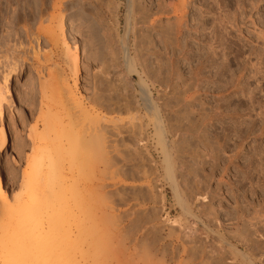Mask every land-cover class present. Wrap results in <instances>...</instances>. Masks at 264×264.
<instances>
[{
  "label": "rangeland",
  "instance_id": "rangeland-1",
  "mask_svg": "<svg viewBox=\"0 0 264 264\" xmlns=\"http://www.w3.org/2000/svg\"><path fill=\"white\" fill-rule=\"evenodd\" d=\"M64 1L60 9L64 16L65 39L69 51L64 50L66 47L62 43L54 44V47L44 39H40L37 46L33 34L37 24L21 15L16 17V5L11 4L10 8H6L2 4L4 17L0 20V87L5 88L3 78L6 72L9 73V87L16 78L15 74H20L18 81L22 99L16 107L10 111L5 108L3 113L4 124L8 120L13 124L11 135L8 133L9 148L0 154V177L9 199L20 192L22 173L37 146V136L31 132L35 129L36 133H41L39 110H45L43 105L47 100L40 104L42 95L39 89L45 84V88L48 86V90L51 88L53 92L52 96L49 91L46 95L54 96L53 99L56 95L57 99L63 97L61 101L73 99L75 103L79 102L83 111L87 110L85 112L98 117L102 127L103 120L109 121L107 136L116 152L115 160L109 163V168L99 163H82V168L86 166L84 171L85 168H95L93 176L84 177L82 170L77 173V166L81 165L79 162L78 165H71L70 171H67L68 166L63 167V175L68 179L65 178V198L62 197L65 201L61 202L66 206H63L65 209L60 212L59 218H56L59 211L56 210L55 216L50 211L59 209L54 195L49 197L52 202L40 200L43 204L46 201L47 205L41 207V215L37 216L38 219H44H41L39 225L42 223L44 229L49 228L52 232H56L57 228L62 229L57 230L62 233H57L53 240L59 241L61 235H65V242L60 240L64 243L61 244L62 251L53 246L54 241L51 242L53 250L56 248L59 254L49 262L264 264V0H185V3L183 0L184 4L181 3L186 5V19L184 14L182 16L184 22H188L184 24L188 30L182 28L184 30L181 34L185 31V34H189H180L177 39L174 37V41H178H173L172 46H177L169 49L155 35H148L147 29L151 27L152 20H156L157 24L166 19L174 22L176 16L169 11L179 7L177 5L180 0H144L147 5L142 0H138L139 3L137 0ZM168 1L174 3L173 8L170 3L167 5L171 6L166 5ZM19 2L20 8L27 11L30 10L29 5L31 9L35 6L34 0ZM140 3L141 6L146 5L143 6L146 10L142 11L141 6L140 10L143 14L147 12L148 19L137 11ZM156 3L158 7L161 5L162 12L164 4L169 9L171 7L162 13L163 16H157L160 19L154 15ZM166 11L172 14L167 12L168 15ZM71 20L76 22L77 27L70 31L66 28ZM8 23L13 25V29L15 25V29L12 30ZM27 27L32 30V34L29 32L25 38L22 31ZM178 37L184 38L182 40ZM155 44L160 50L155 48ZM158 50L165 54H157ZM65 51L69 52L68 55ZM73 55H76L75 58ZM70 58L76 60L77 71L73 67L75 60L71 63ZM155 59H162L163 62L158 61L157 64L160 63L157 67ZM164 61L168 62L165 64H169V68L175 61L172 67L177 66L180 77L174 76L176 70L164 66ZM160 70L166 71L163 72L165 76L160 75ZM168 75H173V79ZM163 76L168 79L165 81L167 84L163 82ZM181 82L186 83L188 88L193 85L192 91H185L187 87L184 89L186 85ZM168 86L172 90L183 89L186 94L183 96L180 92L174 96ZM93 91H97L99 97L104 95L101 96L104 101L99 100L100 104H104L92 100L95 95H91ZM172 97H178L179 102L173 103L176 99ZM105 98H109V101L106 99V102ZM186 100L191 101L192 110L202 106L206 113L217 114L220 119L214 125L210 122L212 128H208L211 140H215L218 146L213 152L204 151L207 158L202 160L203 167L198 163L196 178L203 174L208 176L206 187H199V192L193 186L198 179H194V175L185 174L186 167L193 163L191 149L185 148L183 150L186 151H183L179 148L165 123L166 118L163 119L166 113H177L175 111L180 109L179 112L187 110L189 113ZM168 103L170 106L174 104L172 108L165 105ZM158 116L164 121L162 131L158 128ZM223 138H227L226 145L223 144ZM117 154L119 157H116ZM184 162L187 163L186 167ZM66 186L77 198L69 195ZM217 186H220L219 191ZM70 196L75 199L71 200ZM25 202L30 204L27 200ZM50 206L54 207L49 209ZM210 208L212 212L209 213ZM57 219L63 220L59 222ZM1 222L0 229H3L5 224ZM31 242L22 247L28 250ZM61 245H58L59 248ZM38 247L41 246L34 247L33 243L30 251ZM2 248L0 246V264H8V258H5L9 253L4 255L8 250L3 251ZM46 250H42L41 254L46 255L49 251ZM17 252L19 254V250ZM29 258V263L35 261Z\"/></svg>",
  "mask_w": 264,
  "mask_h": 264
},
{
  "label": "bare ground",
  "instance_id": "bare-ground-1",
  "mask_svg": "<svg viewBox=\"0 0 264 264\" xmlns=\"http://www.w3.org/2000/svg\"><path fill=\"white\" fill-rule=\"evenodd\" d=\"M32 1V0H31ZM64 0H34L35 2V6L33 9H31L32 7H30L29 3H27V6L30 8V10L27 11V9L25 10L24 8H20V2L19 0H0V20L3 19L4 15L3 14V10L1 8L2 4L5 5V7L7 8V6L10 8L11 7V4L13 5H16V7L18 9L17 10V16H22L24 18H29L31 21L34 20V22L37 24V27L34 31V35H32V37L34 36L35 37V43L37 44V46L39 45V40L40 39H44L45 41H48L49 43H52L53 45L54 44H58V43H62V46L64 45L68 50V46H67V43H66V39H65V24H64V16H63V13L61 14V6L63 5V2ZM73 1V0H71ZM144 1V0H142ZM147 1V0H146ZM155 1V0H154ZM157 1V0H156ZM155 1V2H156ZM159 1V0H158ZM157 1V2H158ZM163 0H161L162 2ZM170 1V0H169ZM167 2L166 5L170 2ZM69 2V0H68ZM76 2V1H75ZM141 2V0H140ZM148 2V1H147ZM179 2V1H178ZM183 3V0H180V4H181V8L179 9L180 7V4L178 3L177 7L178 10H175L177 8H175L173 11H169V12H173L175 15L174 19L175 21L171 22V20L169 19H166L164 20L165 22H162L160 20V24H157L156 23V20H148V21H151L150 22V28H148L147 32H148V35L150 36H154L157 37V39L160 41V43L162 45H164L165 48L169 49L168 47L172 48V47H175L177 46V44L175 46H172V43H176V41H174V37H176L175 39H177V36L180 35L182 33V28H184L186 25L184 24H187L188 22H184V19H183V14H184V18H185V15L186 13H184V11L186 10V5H182ZM137 3L138 0H137ZM146 4L147 3L144 1L143 4ZM165 3V2H163ZM184 3H185V0H184ZM183 3V4H184ZM66 4V3H65ZM74 4V3H73ZM150 4V2H149ZM152 4V3H151ZM158 3H156L157 5ZM172 4V6L170 5ZM169 5H167L168 7L171 6L172 8L174 7V3L171 2ZM188 4V3H187ZM145 5V6H146ZM189 5V4H188ZM187 5V6H188ZM64 6V5H63ZM135 6V5H134ZM141 3L138 4L137 6V11H140L139 13L141 14V12L146 8H144L143 6V9L142 11L140 10L141 9ZM154 6V5H152ZM159 5H157L155 8H156V13L154 14L156 16V18H159L157 16H163V12L165 10H170L168 7H165V4L164 6V9H163V12H162V8L161 5L160 7H158ZM22 7V6H21ZM20 8V9H19ZM27 8V7H26ZM28 8V9H29ZM136 8V7H135ZM134 8V10H135ZM166 8V9H165ZM218 8V7H217ZM5 10V9H4ZM160 10V11H159ZM12 11V10H11ZM15 11V9H14ZM168 11H166V14ZM147 13V12H146ZM142 12V16L145 15V17L148 15ZM150 13V12H148ZM165 13V12H164ZM181 13V14H180ZM152 14V13H151ZM170 14V13H169ZM168 14V15H169ZM172 14V13H171ZM170 14V15H171ZM7 15V14H6ZM172 15V16H173ZM177 15H180V16H177ZM3 16V17H2ZM141 16V15H140ZM151 15H149V18H150ZM182 16V17H181ZM14 17V16H13ZM21 17V18H22ZM197 17V16H196ZM201 17V16H200ZM138 18V17H137ZM143 17H141L142 19ZM147 18V17H146ZM167 18V17H166ZM12 19V18H11ZM19 19V18H18ZM28 19V20H29ZM145 19V18H144ZM148 19V18H147ZM160 19V18H159ZM165 19V18H164ZM173 19V18H171ZM183 19V20H182ZM186 19V18H185ZM199 19V18H198ZM8 20V19H7ZM6 20V21H7ZM25 20V19H24ZM146 20V19H145ZM26 21V20H25ZM147 21V20H146ZM197 21V20H196ZM202 21V20H201ZM200 21V22H201ZM203 22V21H202ZM12 23V22H10ZM76 22H74V20H71L69 22V27L66 28L68 30H73L75 29L77 26L75 24ZM199 23V22H198ZM9 24V23H8ZM6 25V26H9V25ZM34 24V23H33ZM200 24V23H199ZM202 25V24H201ZM12 27V30L15 29V25H14V29H13V25H11ZM100 26V25H99ZM190 25H188L189 27ZM32 27V26H31ZM10 28V27H8ZM26 28V27H25ZM186 28V27H185ZM7 29V28H6ZM23 29V28H22ZM21 29V30H22ZM29 29H31L29 27ZM101 29V28H100ZM11 30V29H9ZM103 30V29H102ZM142 30V29H141ZM145 30V29H144ZM186 30H188V28H186ZM8 32V29L6 30ZM32 30H28V27L27 29H23V33H24V37L26 38V36H28L29 32L31 33ZM143 31V30H142ZM11 32V31H10ZM186 32V31H185ZM185 32H183V35L185 34ZM103 33V32H101ZM142 33V32H141ZM13 34V33H12ZM32 34V33H31ZM106 34V33H105ZM104 34V35H105ZM142 34H145L144 32ZM189 33H186L185 35H187ZM9 35V34H8ZM15 35V34H14ZM19 36V35H18ZM143 36V35H142ZM31 37V36H30ZM126 37V36H125ZM154 37V38H155ZM179 38V37H178ZM181 38V37H180ZM179 38V39H180ZM184 37H182L181 39L183 40ZM29 40V38H27ZM156 39V38H155ZM43 40V41H44ZM107 40V39H106ZM42 41V42H43ZM109 41V39H108ZM174 41V42H173ZM220 41V40H219ZM182 41H180V45H182L181 43ZM31 43V42H30ZM155 43V42H154ZM159 43V42H158ZM159 43V46L161 45ZM178 43V42H177ZM44 44V43H43ZM179 44V43H178ZM152 45V44H151ZM63 46V47H64ZM125 46V45H124ZM148 46V44H147ZM153 46V45H152ZM156 46V44H155ZM55 47V45H54ZM57 47V46H56ZM107 47V46H106ZM105 47V48H106ZM149 47V46H148ZM163 47V46H162ZM161 47V48H162ZM164 47H163V50H164ZM181 47V46H180ZM125 48V47H124ZM151 48V47H150ZM155 48H159V47H155ZM182 48V47H181ZM75 49V48H74ZM174 49V48H173ZM160 50V48H159ZM158 50V51H159ZM162 50V52H163ZM171 50V49H170ZM69 51V50H68ZM68 51H65L66 53ZM75 51V50H74ZM107 51V50H106ZM112 51V50H110ZM157 52V54H165L164 52L163 53H159ZM64 52V53H65ZM175 52V50H174ZM69 53V52H68ZM67 53V55H68ZM73 53V52H72ZM171 55H172V52H170ZM183 53V52H181ZM108 54V53H107ZM168 53H166L167 55ZM174 54V53H173ZM179 55V53H176ZM66 55V56H67ZM170 55V56H171ZM37 56V54H36ZM65 56V57H66ZM74 58L76 55H73ZM72 56V58H73ZM114 56V55H113ZM156 56V55H155ZM163 56V55H161ZM182 56V55H181ZM180 56V57H181ZM71 57V56H70ZM112 57V56H111ZM159 57V56H158ZM175 57V56H174ZM179 57V56H178ZM176 57V59L178 58ZM183 57V56H182ZM68 58V56L66 57ZM72 58H70V61H72ZM113 58V57H112ZM166 58V57H165ZM173 58V56H172ZM184 58V57H183ZM115 59V58H114ZM112 59V60H114ZM163 59V58H162ZM158 60V61H161L163 62V60ZM36 60V59H34ZM39 60V59H38ZM75 60V59H74ZM73 60V61H74ZM166 60V59H165ZM169 60V58H168ZM172 60V59H170ZM169 60V61H170ZM73 61L71 63H73ZM102 61V60H101ZM156 59H155V64H157ZM75 63L74 64V68L75 70L74 71H77V62L76 60L74 61ZM105 62V61H104ZM166 61H164V66H167L165 64ZM172 62V61H171ZM175 63V61H173ZM172 62L173 66H174V63ZM12 63V62H11ZM15 63V62H14ZM160 63V62H159ZM159 63L157 64V67L159 66ZM168 63V62H166ZM170 63V62H169ZM16 64V63H15ZM171 64V63H170ZM172 64L169 68V64L167 66V68L171 69L172 67ZM161 65V64H160ZM12 66V65H11ZM10 66V68H12ZM104 66V65H103ZM162 67V66H160ZM15 68V67H14ZM165 68V67H164ZM174 68L175 70L177 69V66L176 67H172ZM8 69V68H7ZM161 70L163 69L160 68ZM168 69V70H169ZM12 70V69H11ZM160 70V75H164L165 73L163 72H166V71H161ZM165 70V69H164ZM167 70V69H166ZM73 71V70H72ZM170 71V70H169ZM172 72H175L173 69L171 70ZM178 70H176L175 73H178L177 72ZM14 72H16V70H14ZM173 74L174 76L175 75H179L178 74ZM168 74V72L166 73ZM171 74V73H170ZM181 74V73H180ZM195 74V73H194ZM198 74V73H197ZM20 74H15V79L14 81H11L10 83V87H9V73L6 72V75L4 76L3 80H4V86L5 88L2 89L3 87H0V154H3L4 151H6L8 148H9V138H8V133H10L11 135V132H12V121L11 120H8V122L6 124H4V121H3V113H5V108H8L9 111L11 110L12 107H16L17 104H20L22 99H21V95H20V83L18 81V77H19ZM172 75V76H173ZM160 76V78H161ZM165 76V75H164ZM163 76V77H164ZM170 76V75H168ZM170 76V77H172ZM173 76V77H174ZM177 76V77H178ZM172 77V79H173ZM178 77V78H179ZM193 77V75H192ZM176 78V77H175ZM191 78V77H190ZM198 79V77H196ZM195 78V79H196ZM163 79V78H162ZM183 79V78H182ZM193 79V78H192ZM200 79V78H199ZM198 79V80H199ZM168 79L164 77L163 79V82L167 81ZM181 80V79H179ZM184 80V79H183ZM203 80V79H202ZM178 81V80H176ZM196 81V80H194ZM193 81V82H194ZM77 82V81H76ZM162 82V81H161ZM162 82V83H163ZM185 82V81H184ZM184 82H181V83H184ZM47 83V82H46ZM166 83V82H165ZM180 83V82H179ZM196 83V82H195ZM6 84H8V87L6 86ZM75 84V83H74ZM167 84V83H166ZM166 84H163L164 86H166ZM186 85V83H184ZM199 84V83H198ZM203 84V83H202ZM44 85V84H43ZM46 85V84H45ZM45 85L42 86L40 89H39V92L41 93L42 95V98L40 99L41 100V103L40 104H43L44 100H47V105H43V107H46L45 110H39V121L41 123V133H39L37 131L36 133V130L34 129L33 134H35V136H37V142H36V147L34 149V152H33V156L31 159H28L27 160V164H26V169L23 171L22 173V182H21V185L19 186V191L17 195H15V197H12L9 199V196L7 195V193L5 192L4 188H3V183H2V179L0 177V220L2 221L1 224H5L3 229H0V246L3 247L2 249H4L3 251L5 250H8V252L6 251V254L4 255H7V257L5 259L8 258V264H26V261L30 257H32V260H35L34 262H30L32 264H36L37 261L39 263L42 262V264H51V262L49 261H53V259L55 257H58L57 256V253L59 251H56L54 248L53 250V246L57 247L58 249L61 250V248H63L62 246L64 245V243H62L63 241L65 242V235H61L59 234L58 237H60L59 241L56 239V240H53L55 239L57 236V233H62V232H58L57 229L56 232H52L51 229L50 230H46L43 228V226L40 228V225H39V222H41V219L39 220L37 218V216L39 217L40 214V211L41 207H44L46 206V201H50V196L52 194V197L53 195L55 196L54 198H57V205L59 206V209H52L50 210L52 212V214H56L57 211V216L56 218H59L60 216H58L60 214V212L62 210L65 209V207L63 206H66L65 204H63V202H61L62 200H64L65 196V189H64V186L66 185L65 181L68 179L67 177H65L63 175V167H66L68 166L67 168V171H70L71 169V165H74V164H77L78 165V162L79 164L81 165H78L77 167L79 168V171H75L77 173L80 172V170L83 171V175L84 177L85 176H93L92 174H94L95 172V168L91 169V170H88L87 168H85V171H84V166L82 168V163H85V162H88V165L91 163H99V164H102L101 166H104L105 168H109V163L112 162V160L114 159L115 160V155H116V152L112 149V143H111V139H109V137L107 136L109 133V131L107 130V123H109V121L107 120H103L102 123H104L103 127L102 125H100V120L98 119V117H93V115H91L90 113H87L85 111L82 110V107L80 108L79 107V102L78 104L75 103L73 101V99H67V100H64L61 101V98L63 97H58V95H56V98L53 99V97H51L53 94L52 92V89L50 88V90H48V86L45 88ZM174 85V84H173ZM177 85V84H176ZM182 85V84H181ZM184 85V86H185ZM184 86H180L181 88H183ZM44 87V88H43ZM167 87V86H166ZM165 87V88H166ZM169 87V86H168ZM171 87V86H170ZM169 87V88H170ZM174 87V86H173ZM187 87V88H186ZM200 87V85H199ZM70 88V87H69ZM94 88H98L96 86H94ZM172 88V87H171ZM170 88V89H171ZM178 85H177V89H178ZM186 88V89H185ZM192 88H193V85L190 86L189 85V88H188V85H186L184 87L185 91H192ZM173 89V88H172ZM171 89V90H172ZM188 89V90H187ZM198 89V88H197ZM197 89H196V93H197ZM65 90V89H64ZM96 90V89H95ZM167 90V88L165 89ZM180 90V89H179ZM179 90H172V93L175 95H178L180 94V92L182 93V95L184 96V94L186 93H183V89H181V91ZM195 90V87L193 89V91ZM47 91H49V95L51 93V96H48L46 95ZM184 91V92H185ZM94 92V91H93ZM97 92V91H96ZM96 92L94 93H91V95L95 94L93 97H92V100H98L97 102L100 104L99 100L104 101V99L102 97H104V95L101 94V99L98 95H96ZM169 92V91H168ZM192 93V92H191ZM195 93V94H196ZM55 94V93H54ZM98 94L100 95V93L98 92ZM170 94H171V91H170ZM188 94V93H187ZM172 95V94H171ZM170 95V96H171ZM181 95V97H183ZM193 95V94H192ZM47 96V99L46 97ZM68 96H70L68 94ZM173 96V95H172ZM173 96V97H174ZM172 97V98H173ZM180 97V96H179ZM196 97V96H194ZM69 98V97H68ZM72 98V97H71ZM184 98V97H183ZM27 99V98H26ZM108 99L109 101V98H105V100ZM111 100H113L111 97H110ZM173 99H176V100H173V103H175L174 101L176 102H179L177 101L178 100V97L176 98H173ZM192 100V98H190ZM189 99V100H190ZM195 99V98H194ZM25 100V99H24ZM110 100V101H111ZM181 100V99H180ZM189 100H186V105L187 107H189L190 111L189 113H186L184 112H179V111H175L177 113H166V117H164L163 119L165 120V123L168 124V127H169V132L171 135H173L174 139H176L177 141V144L179 145V148L181 150L187 148L188 149H191L190 153H191V162H193L192 164H188L189 166L186 167V164L187 163H183L185 164L184 167H186V175H189V176H193L194 175V179L197 177L195 174L198 173L199 171V168H198V163L202 165L203 167V162L202 160H204L206 157L205 155V150H209V151H214L215 148H217V143L216 141L214 140H211L210 138V134L211 133H208V128L214 123L218 122L220 119H219V116L217 115H213L214 113H206L203 109L202 106H200L199 109L197 110H192L194 108H192V103L191 101L188 102ZM27 101V100H26ZM106 100V102H108ZM183 101V100H182ZM193 101V100H192ZM96 102V101H95ZM105 102V104H106ZM112 102V101H111ZM171 103V101H169ZM181 102V101H180ZM188 102V103H187ZM170 103L168 104H165L166 106H170ZM171 104L170 108H172V105L174 104ZM191 103V104H190ZM98 104V105H99ZM101 104H104L101 103ZM100 104V105H101ZM113 104H115V102H113ZM111 105V104H110ZM177 105V104H176ZM175 105V106H176ZM179 105V103H178ZM174 106V107H175ZM104 107V106H103ZM102 107V108H103ZM164 108V107H163ZM165 108H169V107H165ZM169 108V109H170ZM175 109V108H174ZM188 109V108H186ZM112 110V109H111ZM109 111V110H108ZM173 111V110H172ZM110 112V111H109ZM171 112V111H170ZM205 112V113H204ZM158 128L159 130H163L164 129V121L162 120V118H159L158 116ZM210 122H211V125H210ZM220 122V121H219ZM101 123V124H102ZM132 124V123H130ZM213 124V125H214ZM133 126V124H132ZM113 127V126H112ZM36 128V127H35ZM116 128V127H115ZM114 128V129H115ZM212 128V126L210 127ZM129 129V128H128ZM127 129V130H128ZM111 130V129H110ZM113 132V131H112ZM128 132V131H127ZM214 132V131H213ZM39 133V134H38ZM111 134V133H110ZM240 134V133H239ZM135 135V134H134ZM241 135V134H240ZM226 136V135H225ZM112 138V137H111ZM34 139V138H33ZM224 139V138H223ZM51 141H55L54 143L51 142ZM53 144H51V143ZM115 143V142H114ZM117 143V142H116ZM227 143V138H225L223 140V144L226 145ZM219 149V148H218ZM111 150L114 151V154H112L113 152H111ZM116 150V149H115ZM183 151H186V150H183ZM212 151V152H213ZM211 152V153H212ZM216 152V151H215ZM186 153V152H185ZM111 154L113 156H111ZM188 154H186L187 156ZM215 155V154H214ZM116 157H119V155L117 154ZM190 157V156H189ZM189 159V158H188ZM187 160V159H186ZM206 160V159H205ZM187 162H190L189 160ZM113 163V162H112ZM87 164V163H86ZM97 164V165H99ZM206 164V163H205ZM87 165V167H88ZM93 165H96V164H93ZM96 165V166H97ZM194 165L196 166V168L194 167ZM200 165V166H201ZM76 166V165H75ZM95 166V167H96ZM86 167V166H85ZM112 167V166H110ZM104 168V169H105ZM87 169V170H86ZM185 169V168H184ZM97 170V169H96ZM106 171V170H105ZM202 171V170H201ZM107 172V171H106ZM136 172V171H135ZM70 173V172H69ZM76 173V175H77ZM204 173V172H203ZM67 174V173H66ZM96 174V173H95ZM101 174V172L99 173ZM79 175V174H78ZM70 177V176H69ZM65 178H67L65 180ZM85 179V178H84ZM192 179V178H191ZM197 183L196 181L194 182L193 186L195 188V191H198L199 190V187L203 186L202 188L206 187V184L208 182V176L207 175H204L203 176H199L198 178ZM74 180V179H73ZM185 181H186V177H185ZM67 182V181H66ZM188 182V181H187ZM193 182V181H191ZM190 182V184H191ZM182 183V182H181ZM184 185V184H183ZM67 187V186H66ZM220 186H217V190L219 191ZM68 188V187H67ZM92 188V187H91ZM70 194L69 195H72L73 192L70 191V189L68 188ZM67 190V191H68ZM92 190V189H91ZM186 190V189H185ZM189 190V188H188ZM191 190V189H190ZM194 191V190H191V192ZM45 192V193H44ZM186 192V191H185ZM199 192V191H198ZM210 192V191H209ZM48 197H44L43 195L44 194ZM64 193V194H63ZM75 194V193H74ZM202 194V192H201ZM207 194V193H206ZM211 194V192H210ZM209 194V195H210ZM204 195V194H203ZM57 196V197H56ZM64 196V198L62 199V197ZM74 197L77 198V195H72ZM92 196V195H91ZM194 196V195H192ZM196 196V195H195ZM50 197V198H49ZM58 197L60 199H58ZM74 197H71V200L72 198ZM203 197V196H202ZM46 198H49L48 200ZM193 198V197H192ZM46 200L43 204V202L41 203L40 200ZM75 199V198H74ZM27 200V202L29 201V205H27L28 203H26L25 201ZM207 200V199H206ZM65 201V200H64ZM91 201V200H90ZM52 202V201H50ZM76 202V201H75ZM26 203V204H25ZM56 203V202H55ZM205 203V201H204ZM46 204V205H45ZM52 205V203H49ZM76 206L80 205L79 202H78V205L77 203H75ZM208 204V203H207ZM206 204V206H207ZM85 205V204H84ZM209 205V204H208ZM48 207V206H47ZM51 207H54V206H50L49 209ZM205 207V206H204ZM208 207V206H207ZM206 208V207H205ZM45 209V208H44ZM207 209V208H206ZM205 209V212L207 211ZM209 209V208H208ZM213 209V208H212ZM57 210V211H56ZM44 211V210H42ZM211 211V208L210 210L208 211L210 213ZM47 212V211H45ZM212 212V211H211ZM44 215V214H43ZM45 216V215H44ZM52 215V217H54ZM61 216H63L61 214ZM42 217V216H41ZM38 219V222L37 220ZM35 220H36V224L37 226H39V229H36V224H35ZM44 220V219H42ZM58 221H62L61 219H57ZM59 221V222H60ZM47 223V222H46ZM57 223V222H56ZM34 225V228H31V225ZM61 224V223H60ZM247 224H249L247 222ZM36 226V227H35ZM57 226V225H56ZM61 226V225H59ZM1 227V228H2ZM38 228V227H37ZM63 228V227H62ZM35 229V230H34ZM61 229V228H60ZM59 229V230H60ZM66 230V229H65ZM62 231V229H61ZM64 232V231H63ZM55 233V234H54ZM64 236V238L62 237ZM87 236V235H86ZM35 237H37L38 239H36ZM74 237V236H73ZM38 241L37 244L35 243L36 240ZM41 238V239H40ZM77 238H79L77 236ZM32 240H34V242H31ZM60 240H63V241H60ZM78 240V239H77ZM54 241V243L52 242ZM67 241V240H66ZM34 243V247L37 246H41L43 247V249L41 247H38L37 249L35 248V250L32 248V251H30V248H31V245H29L28 247V250H26L25 248L22 247V245L26 244V243ZM53 244H52V243ZM55 242H58L57 245H55L56 243ZM76 242V241H75ZM50 243V244H49ZM60 243V244H59ZM36 244V245H35ZM52 244V245H51ZM63 244V245H61ZM49 245V248L50 249H47ZM58 245H61L60 248ZM46 246V247H45ZM52 249H51V247ZM74 246V245H73ZM22 247V248H21ZM49 251H47L45 248ZM20 248V249H18ZM25 249V250H24ZM38 249H42V250H46V255H43L41 254L43 251L41 250H38ZM74 249V248H73ZM19 250V254H21V256L18 254V251ZM24 250V251H22ZM53 250V251H51ZM36 251V252H35ZM40 252L39 254L37 253ZM62 251V250H61ZM23 252V253H21ZM25 252V255L23 257V254ZM27 252V253H26ZM34 253V254H31V253ZM45 252V251H44ZM49 252V254H48ZM64 253V252H63ZM61 253V254H63ZM27 254V256H26ZM29 254V255H28ZM41 254V255H40ZM59 254V253H58ZM60 254V255H61ZM3 255V256H4ZM18 255H19V258H18ZM33 255V256H32ZM42 256L41 258H39L38 256ZM28 258H26V257ZM39 258H37V257ZM45 256V257H43ZM62 256V255H61ZM21 257L23 259H21ZM24 258H26V261L24 260ZM37 258V259H36ZM52 258V259H51ZM63 258V256H62ZM41 259V260H40ZM58 259V258H57ZM18 260H23V261H19L18 263ZM37 260V261H36ZM55 260V259H54ZM61 260V257H59L58 261L60 262ZM63 260V259H62ZM5 261V260H4ZM29 261V260H28ZM27 261V262H28ZM56 262V261H55ZM6 263V262H5ZM31 263H27V264H31ZM59 264V263H58ZM62 264V262H61Z\"/></svg>",
  "mask_w": 264,
  "mask_h": 264
}]
</instances>
